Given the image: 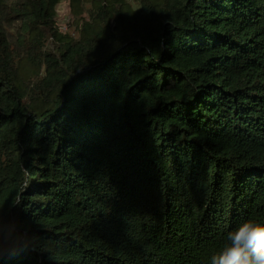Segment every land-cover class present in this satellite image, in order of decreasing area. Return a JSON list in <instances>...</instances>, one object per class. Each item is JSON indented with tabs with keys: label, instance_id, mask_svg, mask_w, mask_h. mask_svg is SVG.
Returning <instances> with one entry per match:
<instances>
[{
	"label": "trees",
	"instance_id": "trees-1",
	"mask_svg": "<svg viewBox=\"0 0 264 264\" xmlns=\"http://www.w3.org/2000/svg\"><path fill=\"white\" fill-rule=\"evenodd\" d=\"M249 219L264 0H0V264H210Z\"/></svg>",
	"mask_w": 264,
	"mask_h": 264
},
{
	"label": "clouds",
	"instance_id": "clouds-1",
	"mask_svg": "<svg viewBox=\"0 0 264 264\" xmlns=\"http://www.w3.org/2000/svg\"><path fill=\"white\" fill-rule=\"evenodd\" d=\"M226 241L210 264H264V224L249 219L229 231Z\"/></svg>",
	"mask_w": 264,
	"mask_h": 264
},
{
	"label": "rangeland",
	"instance_id": "rangeland-1",
	"mask_svg": "<svg viewBox=\"0 0 264 264\" xmlns=\"http://www.w3.org/2000/svg\"><path fill=\"white\" fill-rule=\"evenodd\" d=\"M57 15L59 18V27L61 32H68L69 31V18H70V8L65 2H61L60 5L57 8ZM65 27L67 28V31L65 30ZM61 28L63 30H61Z\"/></svg>",
	"mask_w": 264,
	"mask_h": 264
},
{
	"label": "built area",
	"instance_id": "built-area-1",
	"mask_svg": "<svg viewBox=\"0 0 264 264\" xmlns=\"http://www.w3.org/2000/svg\"><path fill=\"white\" fill-rule=\"evenodd\" d=\"M61 30H63V29L61 28ZM63 31H67V28L65 27V30H63Z\"/></svg>",
	"mask_w": 264,
	"mask_h": 264
}]
</instances>
